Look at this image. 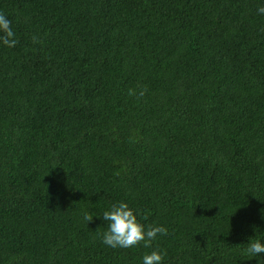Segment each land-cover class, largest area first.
<instances>
[{
	"label": "trees",
	"instance_id": "obj_1",
	"mask_svg": "<svg viewBox=\"0 0 264 264\" xmlns=\"http://www.w3.org/2000/svg\"><path fill=\"white\" fill-rule=\"evenodd\" d=\"M260 6L0 0V264H264ZM117 202L168 234L106 246Z\"/></svg>",
	"mask_w": 264,
	"mask_h": 264
},
{
	"label": "clouds",
	"instance_id": "obj_2",
	"mask_svg": "<svg viewBox=\"0 0 264 264\" xmlns=\"http://www.w3.org/2000/svg\"><path fill=\"white\" fill-rule=\"evenodd\" d=\"M259 14L264 15V6L257 9ZM11 20L0 12V42L3 45L12 48L18 43L16 33L12 29ZM32 42L34 44L41 43L38 36L33 35ZM144 89L137 92L135 89H129V96L142 97ZM93 215L89 212H84L83 220L88 223L93 220ZM103 221L107 222V230L101 235L102 243L110 248H133L138 245H143L145 248H150L153 241L159 235H167L168 230L164 226L149 225L147 228L137 221L136 214L133 209L129 207L126 202L113 203L109 210L103 212ZM246 254L250 257H259L264 254V243L260 240L249 243L246 249ZM166 253L153 250L150 254H145L142 258L143 264H162Z\"/></svg>",
	"mask_w": 264,
	"mask_h": 264
}]
</instances>
